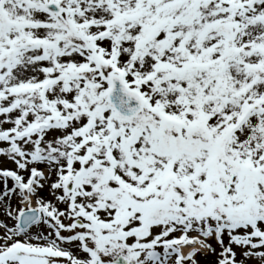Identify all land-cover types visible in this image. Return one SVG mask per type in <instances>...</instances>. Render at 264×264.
<instances>
[{"label":"snow or ice","instance_id":"1","mask_svg":"<svg viewBox=\"0 0 264 264\" xmlns=\"http://www.w3.org/2000/svg\"><path fill=\"white\" fill-rule=\"evenodd\" d=\"M0 264H264V0H0Z\"/></svg>","mask_w":264,"mask_h":264}]
</instances>
